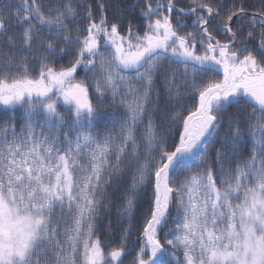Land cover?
<instances>
[{"label": "snow or ice", "instance_id": "obj_1", "mask_svg": "<svg viewBox=\"0 0 264 264\" xmlns=\"http://www.w3.org/2000/svg\"><path fill=\"white\" fill-rule=\"evenodd\" d=\"M0 264H264V0H0Z\"/></svg>", "mask_w": 264, "mask_h": 264}, {"label": "trees", "instance_id": "obj_2", "mask_svg": "<svg viewBox=\"0 0 264 264\" xmlns=\"http://www.w3.org/2000/svg\"><path fill=\"white\" fill-rule=\"evenodd\" d=\"M252 3L253 4H258L259 0H252ZM136 240H137V235H133L132 238L128 242V246L132 247L135 244Z\"/></svg>", "mask_w": 264, "mask_h": 264}]
</instances>
